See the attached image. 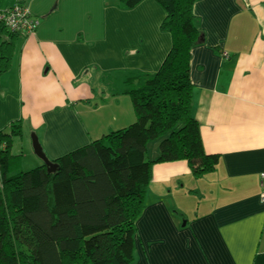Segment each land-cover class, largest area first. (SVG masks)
<instances>
[{
    "label": "crops",
    "instance_id": "obj_1",
    "mask_svg": "<svg viewBox=\"0 0 264 264\" xmlns=\"http://www.w3.org/2000/svg\"><path fill=\"white\" fill-rule=\"evenodd\" d=\"M6 3L27 6L39 26L16 40L2 77L0 132L19 122L54 161L135 122L127 77L157 72L171 47L155 0L131 10L102 0ZM193 13L204 41L191 51L192 113L219 160L202 178L186 161L154 165L135 261L264 264V0H199ZM159 145H148L150 161Z\"/></svg>",
    "mask_w": 264,
    "mask_h": 264
},
{
    "label": "trees",
    "instance_id": "obj_2",
    "mask_svg": "<svg viewBox=\"0 0 264 264\" xmlns=\"http://www.w3.org/2000/svg\"><path fill=\"white\" fill-rule=\"evenodd\" d=\"M4 1L0 14L25 6ZM113 1L131 10L144 0ZM155 1L171 47L157 72L127 77L133 124L54 160L52 174L44 164L21 171L19 122L0 132V264H136V223L154 165L186 161L195 178L216 169L219 156L206 153L192 113L191 51L204 41L193 13L199 0ZM21 35L0 19V90ZM158 139L150 161L147 146Z\"/></svg>",
    "mask_w": 264,
    "mask_h": 264
},
{
    "label": "rangeland",
    "instance_id": "obj_3",
    "mask_svg": "<svg viewBox=\"0 0 264 264\" xmlns=\"http://www.w3.org/2000/svg\"><path fill=\"white\" fill-rule=\"evenodd\" d=\"M102 1H105V7H106L113 0H102ZM6 4L7 3H6V0H5L3 2L2 7H5ZM101 12H102V18H101V22H100V27H99V29H97L95 27L96 26V20H95V22H94V27H95L94 30L95 31L99 30L100 31L99 36L102 38L104 33L106 32V30H105V13L102 10H101ZM85 24H87L89 27H91V22H86ZM17 51H18V48H17ZM19 51H20V48H19ZM24 133H23L24 137H23L22 140H16L13 152L15 154H20L21 155V171L28 172V171H30L32 169H35L36 167L42 166L44 164V162L39 157H37L36 154L34 153V150H33V147H32L33 133L28 131V130L26 132H24ZM102 135H105V134H101L100 138L103 137ZM153 142H150L148 144L149 147L152 146ZM155 142L160 143V140L159 139L155 140ZM147 148H148V146H147ZM150 148H152V147H150ZM152 157L153 156H152V152H151V149H150L149 153H147V158L150 159ZM177 216L180 217L179 214H177ZM183 223H184V221H183ZM135 262H137V260Z\"/></svg>",
    "mask_w": 264,
    "mask_h": 264
},
{
    "label": "built area",
    "instance_id": "obj_4",
    "mask_svg": "<svg viewBox=\"0 0 264 264\" xmlns=\"http://www.w3.org/2000/svg\"><path fill=\"white\" fill-rule=\"evenodd\" d=\"M10 10H4L0 14L11 31L22 33L26 36L35 34L39 26V20L31 17L27 6L14 5ZM261 201L264 203V172L261 174Z\"/></svg>",
    "mask_w": 264,
    "mask_h": 264
},
{
    "label": "water",
    "instance_id": "obj_5",
    "mask_svg": "<svg viewBox=\"0 0 264 264\" xmlns=\"http://www.w3.org/2000/svg\"><path fill=\"white\" fill-rule=\"evenodd\" d=\"M32 147L36 156L44 162V165L47 167L48 173L52 174L56 172L58 168L57 164H54L53 161L46 155L41 143L39 142L38 136L35 134H33L32 137Z\"/></svg>",
    "mask_w": 264,
    "mask_h": 264
}]
</instances>
